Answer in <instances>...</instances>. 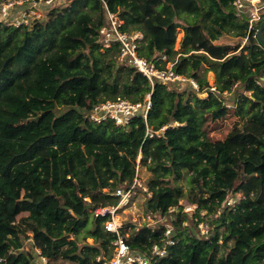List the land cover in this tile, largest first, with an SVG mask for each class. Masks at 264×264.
<instances>
[{
    "label": "trees",
    "instance_id": "obj_1",
    "mask_svg": "<svg viewBox=\"0 0 264 264\" xmlns=\"http://www.w3.org/2000/svg\"><path fill=\"white\" fill-rule=\"evenodd\" d=\"M37 1L41 16L27 24L0 19V264H35L38 255L49 264H104L97 257L112 256L115 234L105 228L110 215L94 210L118 204L114 192L132 184L139 163L148 169L149 191L138 187L143 213L156 222L132 234L134 250L162 243L171 223L175 243L159 264H264L261 24L250 30L233 0ZM31 4H17L10 19ZM109 12L122 31L143 34L141 56L159 68L173 62L199 88L157 77L151 84L121 60L119 40L104 45ZM226 33L246 43L216 44ZM201 39L203 50L193 49ZM148 94L147 119L124 126L87 115L97 101ZM234 110L241 121L223 140L212 139L210 121ZM183 198L197 207L184 211ZM202 221L210 234L201 232Z\"/></svg>",
    "mask_w": 264,
    "mask_h": 264
},
{
    "label": "built area",
    "instance_id": "obj_2",
    "mask_svg": "<svg viewBox=\"0 0 264 264\" xmlns=\"http://www.w3.org/2000/svg\"><path fill=\"white\" fill-rule=\"evenodd\" d=\"M25 1L26 0L0 1V19H4L8 24L19 26L23 23H29L31 18L40 17L41 12L36 9L38 1L31 0L32 4L26 10L22 11L18 16L15 15L14 19H10L12 14L11 10L14 9L17 4H23ZM44 1L47 4H51L58 0ZM233 5L238 15H245L247 17L250 30L261 24L264 20V0H233ZM109 17L111 22L110 25L101 28L104 45L109 47L112 45L113 40H119L121 42L119 58L121 60H128L132 66L142 71L143 74L149 78L151 84H154V79L157 77L164 82L189 81L194 88H199V84L195 79L176 73L173 69V62H169L170 66L166 65V68H159L156 63L149 62L145 57L141 56L138 50V41L143 38V34L140 31H134L132 33L122 31L120 25L123 21L118 20L115 14L111 12H109ZM164 59H166V57H164ZM151 105V94H148V97L144 101L137 102L118 96L115 99L97 101L88 111L87 115L90 120L94 122L101 123L104 120L112 119L117 125L125 126L130 124L131 121L139 115L147 119ZM164 129L165 126L161 131L156 132V134L161 136ZM154 134L155 133L150 130L147 131V135L150 137L154 136ZM139 157H141V155ZM138 160L140 161V158ZM138 167L132 184L126 188L118 187L114 192L116 196L120 197L118 204L100 205L94 210L96 217L110 215L105 222V228L107 231L115 234V238L112 241V256L110 258L103 256V259L101 256L97 257L98 260H103L104 264H159L160 258L168 254V247L175 243L174 239L171 237L173 232V225L171 223H165L166 230L164 237H162V243L155 242L147 252L134 250L129 243L130 237L132 234H136L139 231L142 222L139 224L137 222H124L119 216V213L135 199L134 196L138 192V187H142L144 191H149V187L139 180ZM105 190L109 191L108 189ZM232 202L233 201H229L228 203ZM186 203L187 204L180 202L184 211L190 212L197 207L196 204ZM175 209L179 210L177 207H172L170 211H174ZM202 213L205 214L206 212L203 211ZM154 222H156L155 218L153 222L150 223L153 224ZM199 225L203 234L209 233V223L207 221H202Z\"/></svg>",
    "mask_w": 264,
    "mask_h": 264
},
{
    "label": "rangeland",
    "instance_id": "obj_3",
    "mask_svg": "<svg viewBox=\"0 0 264 264\" xmlns=\"http://www.w3.org/2000/svg\"><path fill=\"white\" fill-rule=\"evenodd\" d=\"M178 21L182 25L186 24V22H184L183 20H178ZM238 22L241 23L242 21L239 20ZM183 36H184V30L182 29V27H180L179 32H178V36H177V42L175 45V49H177V50L182 49L181 41H182ZM203 40L204 39L199 40L197 43V46L194 47L193 49H195V48L200 49L199 46ZM240 41H242V43H243L242 45H244L246 43L245 38L233 36L230 33H226L218 41H215V43L216 44L227 43V44L236 45ZM200 50L202 51L203 49H200ZM167 66H170L169 62L167 63ZM207 78L209 80L210 85L212 86V89H215L216 88V74L213 71H209ZM226 94H227V98H228L227 100L233 98L231 96V93L230 94L226 93ZM228 104H229L228 105L229 107L232 106V102H228ZM232 108H235V107H232ZM238 119H239V121H241V118H239V116L236 115V112L234 110L233 112H229L228 115H226L223 118L218 119L217 121H210V124H209V135H210V137L214 140H223L226 137V134L232 129L235 121ZM138 163H139V160H138ZM138 165H139V167H138L139 180H140V182H143L144 184H146L145 180L148 176V169L145 165H142L141 163H139ZM150 195H151V192H150ZM134 198L135 199H133V201L124 210H122L119 213V216L122 218V220L124 222H137L138 224L140 222H144V221L153 222L154 217L152 215L143 213V206L141 204H142L144 199L142 197L141 192L138 191L136 193V195L134 196ZM238 198H239V195H236V196H234L233 199L235 201H237ZM180 202L187 204L186 202H188V200L186 198H183V199H181ZM207 234H210V233H207ZM68 237L72 238V235L68 236ZM30 240H32V239H30ZM78 240H79V243H81V244L83 243L81 238H79ZM86 241L89 243H93L92 238H87ZM38 252H39V250H38ZM35 264H49V263H47L46 258L38 255V257L36 258Z\"/></svg>",
    "mask_w": 264,
    "mask_h": 264
},
{
    "label": "water",
    "instance_id": "obj_4",
    "mask_svg": "<svg viewBox=\"0 0 264 264\" xmlns=\"http://www.w3.org/2000/svg\"><path fill=\"white\" fill-rule=\"evenodd\" d=\"M258 37L264 44V21L261 23L259 29H258Z\"/></svg>",
    "mask_w": 264,
    "mask_h": 264
},
{
    "label": "clouds",
    "instance_id": "obj_5",
    "mask_svg": "<svg viewBox=\"0 0 264 264\" xmlns=\"http://www.w3.org/2000/svg\"><path fill=\"white\" fill-rule=\"evenodd\" d=\"M263 21H264V20H263ZM263 21H262V22H263Z\"/></svg>",
    "mask_w": 264,
    "mask_h": 264
}]
</instances>
